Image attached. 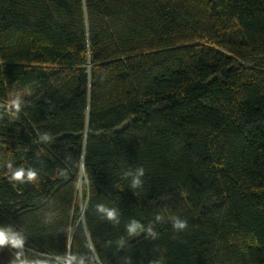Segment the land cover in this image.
Masks as SVG:
<instances>
[{
    "label": "trees",
    "instance_id": "trees-1",
    "mask_svg": "<svg viewBox=\"0 0 264 264\" xmlns=\"http://www.w3.org/2000/svg\"><path fill=\"white\" fill-rule=\"evenodd\" d=\"M0 232V264H264V0H0Z\"/></svg>",
    "mask_w": 264,
    "mask_h": 264
},
{
    "label": "clouds",
    "instance_id": "clouds-1",
    "mask_svg": "<svg viewBox=\"0 0 264 264\" xmlns=\"http://www.w3.org/2000/svg\"><path fill=\"white\" fill-rule=\"evenodd\" d=\"M19 108V105L17 104V109ZM137 175L133 178V187H135L136 185H139L141 183L140 181V177L144 175V169L143 168H139L136 170ZM130 174V173H128ZM25 176V172L23 169H21L20 171H17L16 173H14V178L17 180H21L23 177ZM35 177V172L29 171L27 173V178L29 180H32ZM97 208V212L100 214H103L105 216L106 219H108L109 221H114L116 223H119L118 219H117V210L116 209H110L108 207H106L103 204H98L96 206ZM187 227V221L186 220H182L180 218H175L173 221V228L176 230H184ZM142 225H140L138 222H133L132 224L128 225V231L129 233H135L138 229H141ZM148 233L150 236H152L153 238H155V233L152 232L151 229H148ZM7 241V237L5 236V234L3 232H0V245L5 244Z\"/></svg>",
    "mask_w": 264,
    "mask_h": 264
}]
</instances>
